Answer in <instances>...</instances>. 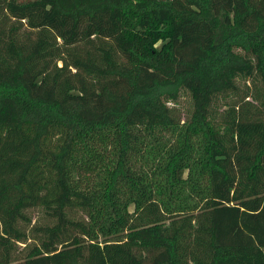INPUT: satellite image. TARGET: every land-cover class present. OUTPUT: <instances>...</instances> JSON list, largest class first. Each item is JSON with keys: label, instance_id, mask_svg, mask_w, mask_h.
<instances>
[{"label": "trees", "instance_id": "trees-1", "mask_svg": "<svg viewBox=\"0 0 264 264\" xmlns=\"http://www.w3.org/2000/svg\"><path fill=\"white\" fill-rule=\"evenodd\" d=\"M0 264H264V0H0Z\"/></svg>", "mask_w": 264, "mask_h": 264}, {"label": "rangeland", "instance_id": "rangeland-1", "mask_svg": "<svg viewBox=\"0 0 264 264\" xmlns=\"http://www.w3.org/2000/svg\"><path fill=\"white\" fill-rule=\"evenodd\" d=\"M238 85H239V90L236 96L238 99L249 90L248 86L253 87L252 83H250L249 81H244V80H240L238 82ZM234 98H235L234 94H230L226 98H220L215 105L216 114L220 116V113H222L225 107V103L233 101ZM249 99L252 100V98H249ZM175 107L178 113H180V116L182 118L191 110V99L187 93L185 92L181 93V96L179 97L177 103L175 104Z\"/></svg>", "mask_w": 264, "mask_h": 264}]
</instances>
